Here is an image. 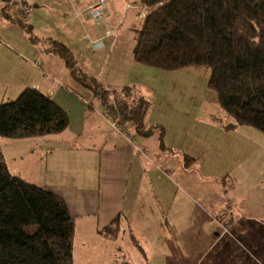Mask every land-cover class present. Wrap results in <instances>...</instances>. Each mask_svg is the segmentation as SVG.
I'll return each mask as SVG.
<instances>
[{"label":"rangeland","instance_id":"obj_1","mask_svg":"<svg viewBox=\"0 0 264 264\" xmlns=\"http://www.w3.org/2000/svg\"><path fill=\"white\" fill-rule=\"evenodd\" d=\"M28 1L31 6L26 13L15 12L12 8L8 17L3 13L4 8L0 9V101L15 98L25 84L41 79L40 64L43 62L44 67L47 65L44 61L47 56L44 48L46 37L63 40L73 49L78 65L86 67L88 72L98 73L104 61L117 62L122 70L120 87L133 80L137 93L144 95L150 102L146 121L151 118L152 124L162 125L166 141L172 142L177 147L176 151L198 156V173L205 175L204 183L197 185L192 179L184 183L183 178L176 173L177 164L181 161L177 156L180 154L160 151L158 140L155 151L149 146L144 153L140 146V156L133 155V162H139L134 173L141 172L143 165L152 163L145 174L154 181L155 197L172 205L169 216L173 220L175 213L174 220L178 224L172 228V233L188 230L187 236L169 235L170 242H159L148 252V255H152V251H156L159 255L165 244L172 249L174 258L168 255L165 262L163 257L152 255L150 264H185L181 253L187 255V264H264V132L246 124L234 129L224 128V124L232 119L220 107L216 91L208 86L209 68L189 66L169 70L135 62L132 48L142 24V16L123 0H115L110 12L111 1L106 0L105 17L99 21L92 20L82 9L84 0H72L73 4L71 0ZM131 4L139 5L136 2ZM17 16L25 23L28 21L33 24L32 32L25 30L26 25L20 26L18 21H13ZM29 33L36 36L35 40L30 38ZM97 40H101L103 45L100 48L92 47ZM84 52L97 58V65L94 62L90 65ZM53 58L61 62L62 71L58 68L57 73L65 85L72 87L83 100L92 99L98 104L99 99L89 89L68 76L63 60L57 55ZM135 63L137 69H132L131 65ZM106 72L115 73V67L108 65ZM56 83L60 84L58 81ZM18 84L22 86L17 88ZM102 107L107 110L104 105ZM109 122L115 134L124 137L126 133V136L130 135L128 138L131 142L140 136L129 124L123 133L112 125V120L109 119ZM153 136L157 138L156 134ZM8 149L15 151L11 146ZM161 152L160 157L157 154ZM149 156H154L155 160H146L150 159ZM181 183L192 187L179 190ZM181 190L186 195L181 194ZM166 191L172 195L165 194ZM230 201L235 225L224 230L216 222L224 220L228 223L231 212L227 207ZM217 203H226L225 209L218 210ZM148 215L157 214L149 210ZM195 220L199 223L198 227L193 225ZM162 221L164 223L165 220ZM122 229L116 241L105 237L100 239L102 241H88L91 244L111 243L106 258L86 259L77 253L73 257V264H120L113 244L123 245V253L130 258L131 264H139L137 246L128 237V231L125 233ZM164 229L170 232L168 228ZM216 231L220 233L219 238ZM147 236H144L145 239H153ZM187 242H199L203 248L197 254H192ZM249 244L252 249L247 247ZM257 246L262 251H258ZM139 259L140 264H143V258L140 256Z\"/></svg>","mask_w":264,"mask_h":264},{"label":"trees","instance_id":"obj_2","mask_svg":"<svg viewBox=\"0 0 264 264\" xmlns=\"http://www.w3.org/2000/svg\"><path fill=\"white\" fill-rule=\"evenodd\" d=\"M138 1L150 10L137 31L132 59L169 70L209 68L208 86L216 91L220 107L232 119L224 128L246 124L264 132V0ZM13 4L3 0L1 8L8 17ZM13 21L32 32L30 22L18 16ZM29 35L35 40L34 34ZM44 41L46 52L63 60L69 76L99 99L111 120L119 117L121 130L129 124L138 135L156 134L159 148L173 152L165 141L164 127L147 124L150 102L137 93L135 84L107 88L78 65L73 49L65 42L52 37ZM70 123L65 108L34 86L24 87L13 99L0 101L2 138L55 135ZM197 160L196 155L182 153L184 169ZM121 219L116 214L98 228V233L117 238ZM75 221L76 215L61 194L12 172L0 150V264H73ZM221 226L228 228L226 223ZM129 235L144 255L131 229Z\"/></svg>","mask_w":264,"mask_h":264},{"label":"crops","instance_id":"obj_3","mask_svg":"<svg viewBox=\"0 0 264 264\" xmlns=\"http://www.w3.org/2000/svg\"><path fill=\"white\" fill-rule=\"evenodd\" d=\"M12 1L15 4L9 8V13L12 8H14L15 12L18 10L23 13H26L30 9L31 3L28 0ZM92 1L94 0L82 1V9H85L87 4ZM110 1L109 12L115 5V0ZM123 1L128 2L129 8L132 7L133 9L134 7L136 9V12L142 16H139L142 20L144 15L150 10L149 7L138 0ZM131 2L139 3V5H132ZM1 7H3V0H0V9ZM46 53L47 56L44 61H46L47 65L44 67L43 62L40 64L42 68L41 79L31 81L32 83H27L24 87L34 86L40 88L53 97L69 113L71 123L65 131L55 135L9 140L10 142L5 140L7 138H0V150L5 155L10 170L32 182L49 187L65 198L71 212L76 215L73 257L79 253L80 256L84 255L86 259L96 260L101 257L106 258L108 247H111V243L91 244L88 241L103 239L102 237L105 236L98 233V228L108 224L116 214H120L122 216L121 229L124 227L122 230L125 233L128 231V235L131 229L144 250L143 255L137 248L139 255L137 256V262L139 264L140 256L143 258V264L146 262L150 264L152 255L163 257L165 262H167L168 255H170L171 259L174 258L171 253L172 249H169L165 244H163L159 255H157L158 252L156 251H152V255H148V252H151L152 247L157 246L159 242L163 243L166 240L170 242L169 235L177 237H181L182 235L187 236L188 230L181 229L180 233H172V228L178 226L174 220L175 213H173V220L169 216L172 205L170 202L155 197L157 193L154 181L145 174L150 169V164L152 163L143 165L141 172L134 173V168L139 162H133V155L140 156L138 149L140 146L143 147L144 153L148 150L149 146L155 151V143L158 138H154L155 136L153 135L150 137L140 135L131 142L128 135L126 136L125 134L122 137L119 134H115L111 130V126L108 125L111 116L103 113L104 109L100 101L98 100V104L92 99H86L88 101H85L77 95V92L72 87L66 86L64 80L57 73L58 68L62 71L61 62L54 59L53 57L55 56L48 52ZM84 54L90 65L93 62L97 65V58L92 54L89 55L85 52ZM109 62L111 63L109 64ZM108 65L115 67V73L109 74L106 72ZM131 67L132 69L136 68V63L131 65ZM83 68L88 71L86 67L83 66ZM111 70L114 71L112 67ZM89 72L92 73L91 71ZM121 72L122 70L117 62L104 61L101 64L100 71L92 74L101 79L107 88L112 89L121 86ZM56 80L60 84L56 83ZM131 82L127 84H135L133 80ZM19 86L22 85L18 84L17 88ZM151 120L149 118L148 122L146 121L147 124H152ZM166 143L168 144L169 141H166ZM172 144L170 142L168 145L173 149V152L161 150L159 146L158 148L165 153L171 154L177 152V154H180L177 156L181 161L177 164L176 169L178 170L176 173L183 178L182 181L185 183L186 180L192 179L197 185L200 182L204 183L205 175L203 173L200 175V172L198 173V162L191 168L184 169L182 167V153L184 152L182 150L176 151L177 147H174ZM9 146L15 151H9ZM157 155L161 157L162 152ZM149 157L150 159L146 160H155L154 156ZM207 176L210 177V174ZM189 187H192V185L181 183L178 189L187 190ZM199 189L201 188L199 187ZM164 193L172 195L170 191ZM180 193L186 195L182 190ZM151 194H154V197ZM225 204L217 203L218 210H224ZM227 209L231 212L228 215V223L224 220L217 221L216 223L220 228L223 223H226L229 230L232 225H235L231 201L228 202ZM149 210L156 212L157 215L149 216ZM163 219L165 220L164 223ZM196 221H193V225L195 224L198 227L199 223ZM170 224H173V226ZM164 228H168L170 232H167ZM249 229H251L250 225ZM247 232H249L248 228ZM215 234L219 238L220 233L216 231ZM146 235L151 236L153 239H145L146 237L144 236ZM118 237L119 235L117 238L109 240L116 241ZM128 237L130 238V235ZM105 238L107 239V237ZM77 243L76 249L75 245ZM113 246H116L117 260L120 264H131L130 258L123 253L124 246L118 244H113ZM187 247L192 250L190 251L192 254H197L203 248L199 242H187ZM247 247L252 249L251 244ZM257 249L258 251H262L258 246ZM181 256L183 262L187 264V260L185 259L187 255L181 253Z\"/></svg>","mask_w":264,"mask_h":264},{"label":"built area","instance_id":"obj_4","mask_svg":"<svg viewBox=\"0 0 264 264\" xmlns=\"http://www.w3.org/2000/svg\"><path fill=\"white\" fill-rule=\"evenodd\" d=\"M86 14L94 21L101 20L106 13V0H94L87 4L85 7ZM96 46H100L101 42H97L95 44ZM112 125L116 129H120V126L117 125V119H114L112 121ZM123 133H125L123 130H121ZM126 134V133H125ZM129 136V135H128ZM130 137V136H129ZM226 229V228H225Z\"/></svg>","mask_w":264,"mask_h":264},{"label":"bare ground","instance_id":"obj_5","mask_svg":"<svg viewBox=\"0 0 264 264\" xmlns=\"http://www.w3.org/2000/svg\"><path fill=\"white\" fill-rule=\"evenodd\" d=\"M84 10H85V9H84ZM104 17H105V16H104ZM104 17H103V18H104ZM103 18H102V19H103ZM97 42H101V45H100V46H96L95 44H96ZM102 45H103V44H102V41H101V40H97V41H94V42H93V47H94V48H100ZM103 113H104L105 115H109L108 110H104ZM116 119H118V118H116ZM120 131H121V130H120ZM129 136H130V135H129ZM129 136H128V137H129ZM132 137H133V136H132ZM129 138H130V137H129Z\"/></svg>","mask_w":264,"mask_h":264}]
</instances>
